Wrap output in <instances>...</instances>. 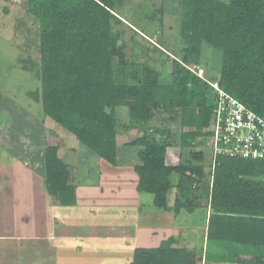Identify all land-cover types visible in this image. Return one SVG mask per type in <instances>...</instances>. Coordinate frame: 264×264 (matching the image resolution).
I'll use <instances>...</instances> for the list:
<instances>
[{"label":"trees","instance_id":"16d2710c","mask_svg":"<svg viewBox=\"0 0 264 264\" xmlns=\"http://www.w3.org/2000/svg\"><path fill=\"white\" fill-rule=\"evenodd\" d=\"M116 1L24 0V11L37 27L39 51L40 87L29 95L40 102L44 116L72 133L94 158L93 170L84 174L98 175L102 161L131 163L137 191L150 194L153 206L175 216H192L203 208L205 217L208 211L206 223L201 220L205 244L228 254L220 261L264 264V160L213 156L211 151L206 170L204 151L198 148L208 147L205 128L216 97L211 81L264 119V0H179L186 43L180 57L171 58L170 85H160L159 71L145 65L136 83L127 81L125 45L118 43L121 31L113 30L125 24L115 13ZM204 45L220 52L217 62L213 57L209 62L215 75L205 69L207 81L186 68L206 65L200 60ZM122 106L138 123L148 122L156 110L180 109L186 129L180 143L194 148L191 162L167 161L172 144L167 128L134 140L119 135L116 109ZM60 142L57 133L44 130L43 187L58 204L74 206L77 185L73 167L58 155ZM120 146H138L137 160L121 155ZM193 186L201 191L189 192ZM172 188L177 194L170 205ZM204 251L207 259L214 256ZM195 255L194 249L175 247L170 236L155 248H135L131 264H195Z\"/></svg>","mask_w":264,"mask_h":264},{"label":"crops","instance_id":"0c3cea01","mask_svg":"<svg viewBox=\"0 0 264 264\" xmlns=\"http://www.w3.org/2000/svg\"><path fill=\"white\" fill-rule=\"evenodd\" d=\"M7 102L0 93V264H131L135 248H155L170 236L174 246L181 247L183 241L175 236L186 228L191 240L187 247L193 244L196 226L182 224L186 215L155 207L152 199L143 201L131 163L99 162L98 175L84 174L93 182L79 185L73 178L75 205L58 204L43 187L40 127L29 134L31 142L23 140L19 131L14 134V123L22 121L28 132L34 128L27 130L31 116L24 103L12 108ZM5 109L12 123L3 128L1 120L8 121L1 118ZM71 156H66L70 165ZM202 222L203 248L196 254L204 261L206 224ZM199 260L195 264H201Z\"/></svg>","mask_w":264,"mask_h":264},{"label":"rangeland","instance_id":"374dc122","mask_svg":"<svg viewBox=\"0 0 264 264\" xmlns=\"http://www.w3.org/2000/svg\"><path fill=\"white\" fill-rule=\"evenodd\" d=\"M7 8V9H6ZM7 10V12L5 11ZM182 10L179 7V0H117L115 4V13L121 16L125 24L114 25V31H121V36L118 43L125 45V57L127 66L124 69L127 74L129 83H136L140 77L142 66H148L159 71L160 76L158 83L160 85H170L171 77V58L180 57L182 48L185 46L186 38L181 35L180 26L183 21ZM133 27H136L134 29ZM201 62L206 63L203 66L206 69L207 75H215V66L210 64V58L217 60L220 57V52H214L210 47L201 46ZM38 33L36 24L31 16L24 11V0H0V93L8 99V105L16 108L25 105V111L31 117L27 118L28 129L34 128L33 132L22 129V121L14 123L13 133L22 134L23 140L31 142L29 134L38 132L39 127L42 131L41 137L44 136V128H49L57 133L60 137V145L58 155L66 162V156H71V166L74 164L72 178L79 185L91 183L92 178H85L84 172L93 170L94 158L88 155L87 149L79 144L77 138L63 127L58 125L49 117H44L41 110V104L33 99L29 93L40 87L38 79ZM204 73L205 78L208 79ZM211 74V75H210ZM211 83H216L211 81ZM217 84V83H216ZM218 85V84H217ZM163 98V96H162ZM0 105H2L0 103ZM40 113V114H38ZM116 114L120 124L116 127L119 135L125 136L126 140H134L140 137L144 132H155L156 130L167 128L169 132V141L172 143L167 153V161L171 163L191 162V153L194 148L182 147L180 135L186 129L180 123V109L162 108L153 112L152 117L146 123H138L128 115L127 108L122 106L116 109ZM1 124L9 127L12 123L5 109L1 114ZM39 115H42L39 117ZM43 117V118H41ZM16 121L18 117L16 115ZM13 126V125H12ZM32 126V127H31ZM209 128V125L205 128ZM158 133V132H156ZM27 134V135H26ZM38 138V137H37ZM206 143V142H205ZM207 145V144H206ZM204 151L205 159L203 165L206 170L209 169L208 162H211V149L208 147L199 146ZM138 146L124 147L120 146L119 152L121 155L125 153L131 161L137 160ZM5 153V152H4ZM6 154V153H5ZM70 163V162H68ZM132 166V165H131ZM93 174L94 172H89ZM175 176L172 180L175 182ZM88 186V185H87ZM200 192L201 188L193 186L189 192ZM177 194L175 188L169 193V204L172 205ZM150 194L143 195V201L152 199ZM187 220L182 222L186 227L196 226V239L189 247L191 240L188 238L190 234L186 233V229H181L175 238H178L181 247L191 248L199 251L203 248L202 229H200L201 219L204 218L203 208L198 209L192 214L187 215ZM202 228V227H201ZM176 230V229H175ZM200 230V232H199ZM177 233V231H176ZM186 233V234H185ZM202 246V248H201ZM179 247V246H178ZM206 251L214 254L212 258L205 257L201 264H231L228 262L216 261L215 258H223V255L228 256L219 250L217 245L205 244ZM224 251V250H223ZM205 252V251H204ZM226 252V251H225ZM195 255V259L199 260ZM199 260V262H200ZM236 263V262H234ZM200 264V263H199ZM238 264V263H236Z\"/></svg>","mask_w":264,"mask_h":264},{"label":"built area","instance_id":"2783aa9c","mask_svg":"<svg viewBox=\"0 0 264 264\" xmlns=\"http://www.w3.org/2000/svg\"><path fill=\"white\" fill-rule=\"evenodd\" d=\"M196 76L207 81L200 64L186 65ZM216 91L215 104L206 143L217 154L264 160V119L244 104L209 82Z\"/></svg>","mask_w":264,"mask_h":264}]
</instances>
